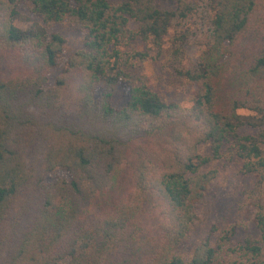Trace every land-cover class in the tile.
<instances>
[{
    "label": "trees",
    "instance_id": "1",
    "mask_svg": "<svg viewBox=\"0 0 264 264\" xmlns=\"http://www.w3.org/2000/svg\"><path fill=\"white\" fill-rule=\"evenodd\" d=\"M21 1L41 24L16 26ZM164 1L174 8L0 0V264H264V208L259 241L235 244L234 225L188 261L177 253L217 175L201 169L225 145L245 173L264 179V0ZM201 10L210 27L201 53L177 73L202 93L184 108L135 83L128 69L147 54L124 49L142 39L161 51L175 24ZM64 21L87 34L48 85L65 44L49 28ZM122 83L128 101L119 108L112 100ZM58 170L69 178L47 181Z\"/></svg>",
    "mask_w": 264,
    "mask_h": 264
},
{
    "label": "rangeland",
    "instance_id": "2",
    "mask_svg": "<svg viewBox=\"0 0 264 264\" xmlns=\"http://www.w3.org/2000/svg\"><path fill=\"white\" fill-rule=\"evenodd\" d=\"M201 5L200 0H192ZM160 8L172 9L174 4L164 0H156ZM19 15L14 20L21 29L41 24V18L34 13L33 6L27 1H21L18 7ZM131 27L138 29L136 22ZM206 12L200 11L189 22L175 24L166 37L161 51L152 43L137 39L124 50L129 52L146 53L145 59H139L128 69L135 83L145 82L157 91L167 102H176L184 108L193 106L195 100L202 93V83L189 81L177 73L182 64L196 61L201 53L199 39L209 31ZM50 34H59L64 38L63 52L58 57V65L52 70L48 85H53L57 77L67 67L69 58L84 44L87 30L79 23L64 21L49 28ZM187 36L182 40L181 36ZM99 86L97 94L103 91ZM127 84L122 83L114 97L113 104L119 108L124 107L128 101ZM256 129L245 127L240 133H255ZM230 145L223 148V156L212 159L203 166L201 172L216 171V177L211 181L204 199L197 208V218L192 230L184 242L178 247L177 253L186 261L190 260L193 252L201 243L209 240L214 245L224 230L231 226L237 227L234 243L247 239L259 241L260 232L256 225V215L264 208V179L257 173H245L244 161L238 157H231L228 153ZM200 154H211L209 143L199 147ZM58 178L68 179L63 170L52 172L47 181L52 182Z\"/></svg>",
    "mask_w": 264,
    "mask_h": 264
}]
</instances>
